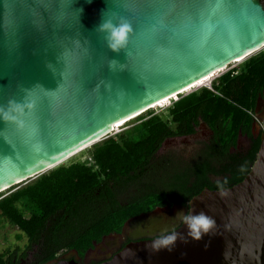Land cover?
<instances>
[{"label": "water", "instance_id": "1", "mask_svg": "<svg viewBox=\"0 0 264 264\" xmlns=\"http://www.w3.org/2000/svg\"><path fill=\"white\" fill-rule=\"evenodd\" d=\"M104 16L133 27L119 53L96 31ZM262 47L264 0H0V107L16 117L0 112V193ZM110 60L119 64L113 71ZM259 101L264 89L255 112ZM253 129L258 145L242 179L202 188L180 212L212 217L215 234L193 241L176 207H157L111 234L153 237L130 240L97 264H264V117ZM173 229L183 241L153 251L151 242ZM127 251L134 255L124 258Z\"/></svg>", "mask_w": 264, "mask_h": 264}, {"label": "trees", "instance_id": "2", "mask_svg": "<svg viewBox=\"0 0 264 264\" xmlns=\"http://www.w3.org/2000/svg\"><path fill=\"white\" fill-rule=\"evenodd\" d=\"M263 89L264 55H258L235 74L221 75L211 89L173 102L166 111L172 127L151 115L132 134L91 145L88 163L60 164L1 198L0 217L17 228L26 245L19 253H0V264H18L37 245L39 264L67 250L81 256L92 242L118 233L131 217L172 201L186 206L204 187L217 190L239 182L254 159L258 140L244 154H230L228 149L238 132L248 133ZM199 122L212 136L192 159L154 158L165 139L191 134Z\"/></svg>", "mask_w": 264, "mask_h": 264}, {"label": "rangeland", "instance_id": "3", "mask_svg": "<svg viewBox=\"0 0 264 264\" xmlns=\"http://www.w3.org/2000/svg\"><path fill=\"white\" fill-rule=\"evenodd\" d=\"M258 55H264V47L260 50L256 51L255 53L249 55L248 57L242 59L241 61L234 62L226 66L222 71L216 73L209 81V84L205 86H200L193 88L185 93L179 94L178 96L168 99L161 104L156 105L155 107L145 111L144 113L140 114L139 116L123 123L119 127L115 128L108 137L110 138H117L119 135H128L133 133L134 127L142 120H145L151 115L158 116L162 121H164L168 127H172L171 124H168V116L166 114L167 109L171 106V104L178 99L184 97L190 93H199L201 89H211L212 84H216L218 78L229 72L231 74H235L236 72L240 71L243 67V64L249 59L257 57ZM264 117V111L258 115L253 116L255 122L257 124L260 123V120ZM196 130L200 129L205 131V135L199 133L194 137L190 138H176V139H169L166 140L155 155V159H166L169 157H175L177 160L181 161H188L192 159L193 154L199 149L200 145L203 144L204 140L210 133H207V130L203 126H199L195 128ZM246 144H243L241 138L238 139V143L235 147L230 148V152H240L241 149H244ZM91 146L83 149L79 153L73 155L63 163L62 165L66 166L73 162H87L88 157L90 154ZM215 179V178H214ZM29 182V181H28ZM27 182V183H28ZM26 184V183H24ZM23 184V185H24ZM23 185H18L12 189H7L0 193V199L7 196L9 193L13 192L15 189L20 188ZM179 203L174 204L173 206L176 207L178 210L177 213H180L183 210V207L178 205ZM17 208L19 210H23L20 206ZM26 215V214H24ZM127 234H122L119 237H110L105 238L103 242L99 245H95L94 250L87 253L84 259H80L79 264H90L95 262L100 256L106 255L107 257L110 256L113 252H115L124 242V238ZM26 245L25 237L17 230V228L11 224H9L6 220L0 217V253H4L5 251H12L13 249H17V252H21L24 250ZM114 245V246H113ZM39 245L33 246L31 249L26 251L24 257L19 261L18 264H39Z\"/></svg>", "mask_w": 264, "mask_h": 264}, {"label": "clouds", "instance_id": "4", "mask_svg": "<svg viewBox=\"0 0 264 264\" xmlns=\"http://www.w3.org/2000/svg\"><path fill=\"white\" fill-rule=\"evenodd\" d=\"M79 11L82 12L83 10L80 9ZM96 31L103 34L104 42L110 51L119 53L121 50L126 49L129 37L133 32V27L126 19L121 18L119 21L113 23L112 19L105 18L104 16ZM116 65H119L116 60H110L108 63V67L111 71L114 70ZM8 105L12 108V111L17 109L21 112L23 111L24 105L22 102L18 103L16 100H9ZM0 112L3 113V118L6 121L16 119V117L11 116L3 107H0ZM176 218L180 219L181 224L187 226L188 237L193 241H199L202 236L210 233L215 234V220L203 212H200L198 215H192L191 209H189L187 213H177ZM178 239L183 241V237L177 233L176 229H173L168 234H161L155 238L151 242V248L153 251H160L161 249L171 251ZM132 255L134 254L127 251L124 258H128Z\"/></svg>", "mask_w": 264, "mask_h": 264}, {"label": "flooded vegetation", "instance_id": "5", "mask_svg": "<svg viewBox=\"0 0 264 264\" xmlns=\"http://www.w3.org/2000/svg\"><path fill=\"white\" fill-rule=\"evenodd\" d=\"M261 92H262V91H261ZM260 94H261V93H260ZM259 96H260V95H259ZM255 104H256V103H255ZM257 107H258V108H257V111H256V112L254 111V110H255V107H254V109H253V116H258V115H260V114L264 111V104H263V102L259 101ZM254 122H255V120H254V118H253V122L250 124L249 130H248V133H241V132H238V133H237V137H236V140H235V143H234V146H233V147L236 146V144L238 143V139L241 138L242 143H243V144H246L245 148H244V149H241L240 152H230V150L228 149V153H230V154H231V153L244 154V153L249 149V144H250L252 141H254L256 138H257V140H258V134L260 133V131H258L257 133L254 132V129H253V123H254ZM199 126H203V127L205 128V130H207V133H210V135H208V136L206 137V139L204 140L203 144L200 145L199 149L197 150V151H199L200 149H202V148H204L206 145H208L209 140L211 139V136H212L211 131L206 127L205 124H203V123H201V122H199V123L194 127L193 132H192L191 134L184 135V136H179V137H172V138L165 139V140L161 143V145H162L166 140H169V139L188 138V137H190V138L194 137V138H195V136H196L197 134H199V133H202V134L205 135V131H202V130H200V129H198V130L195 129V128H198ZM161 145H160V147H161ZM160 147H159V148H160ZM158 150H159V149H158ZM197 151H196V152H197ZM156 153H157V152H156ZM208 177H209L210 179H214V177H212L211 175H208ZM215 179H217V178H215ZM176 203H177V202L172 201L170 206H172V205H174V204H176ZM178 205H179L180 207L185 208L184 205H181V204H178ZM162 207H164V206H162ZM170 228H171V227H170ZM167 229H169V228H167ZM167 229H166V230H167ZM111 234H114V233H111ZM111 234H108V235L103 236V237L99 240V242H97V243H95V244H96V245H99V244H101V243L103 242V240H104L105 238L113 237V236H111ZM154 235H155V234H150V233H147V232L135 233V234H132V236L127 235V236L124 238V242H123V244H122L119 248H121L125 243H127V242L130 241V240L145 239V238L153 237ZM113 246H114V245H113ZM94 248H95L94 246H91V247H90L89 249H87V250H86L81 256H78L77 253H76L74 250H67V251H65V252H63V253H60V254H58V255H55V257H54L53 259H50V260H48V261H46V262H42V263H40V264H56L57 262L62 261V260L74 261L75 264H79V263H80V259H84V258L86 257V255H87V253L90 252V251H93ZM119 248H118V249H119ZM118 249H117V250H118ZM117 250H116V251H117ZM116 251H115V252H116ZM74 252H75V253H74ZM113 253H114V252H113ZM113 253H112V254H113ZM108 257H109V256H108ZM106 258H107L106 255L100 256V257H99L98 259H96L95 262H93V263H96V264H97V263H99V262L105 260ZM90 264H92V263H90Z\"/></svg>", "mask_w": 264, "mask_h": 264}, {"label": "bare ground", "instance_id": "6", "mask_svg": "<svg viewBox=\"0 0 264 264\" xmlns=\"http://www.w3.org/2000/svg\"><path fill=\"white\" fill-rule=\"evenodd\" d=\"M238 61H241V60H237V61H234V62H238ZM234 62H232V63H234ZM222 70H223V69H222ZM222 70H220V71H222ZM220 71H218V72H220ZM218 72H215V73H213L212 75L207 76V77H205V78L199 80V81L196 82L195 84H192V85L189 86L188 88L182 90V91L180 92V94L185 93V92H187V91H189V90H191V89H193V88L200 87V86H205V85L209 84L210 79H211L216 73H218ZM176 96H178V95H174V96H172V97H170V98H168V99L174 98V97H176ZM168 99H165V100H163V101H161V102L155 104V105L152 106L151 108H153V107H155L156 105L161 104V103H163V102H165V101H168ZM128 121H129V120H128ZM126 122H127V121H126ZM124 123H125V122H124ZM122 124H123V123H119V124L115 125L114 128H113V130H114L115 128L119 127V126L122 125ZM85 148H86V147H85ZM85 148H83V149H85ZM83 149H82V150H83ZM82 150H80V151H82ZM80 151L76 152L75 154L79 153ZM75 154H73V155H75ZM73 155H72V156H73ZM72 156H71V157H72ZM69 158H70V157H69ZM69 158H68V159H69ZM65 161H66V160H65ZM63 162H64V161H63Z\"/></svg>", "mask_w": 264, "mask_h": 264}]
</instances>
